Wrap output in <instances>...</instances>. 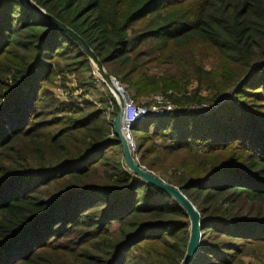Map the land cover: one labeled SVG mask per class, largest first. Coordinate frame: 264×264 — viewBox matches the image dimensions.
Here are the masks:
<instances>
[{"label":"trees","instance_id":"16d2710c","mask_svg":"<svg viewBox=\"0 0 264 264\" xmlns=\"http://www.w3.org/2000/svg\"><path fill=\"white\" fill-rule=\"evenodd\" d=\"M30 1L134 104L171 92L181 112L131 134L140 166L200 214L192 264H264V0ZM68 76L96 83L70 37L0 0V264H180L185 211L126 168L113 97L107 114L105 98L97 108L46 88Z\"/></svg>","mask_w":264,"mask_h":264},{"label":"water","instance_id":"95a60500","mask_svg":"<svg viewBox=\"0 0 264 264\" xmlns=\"http://www.w3.org/2000/svg\"><path fill=\"white\" fill-rule=\"evenodd\" d=\"M25 5L30 7L40 17L51 23L53 26L62 31L65 35L71 38V40L78 46L82 54L88 61L91 69L93 70L96 78L100 80L103 85L108 89L111 96L114 97L118 106V113L113 120V131L115 136L119 139L122 148V154L124 158V164L126 168L136 177L147 184H151L161 191L170 196L177 204L185 211L187 218L189 219V241L183 260L180 264H192L197 256L200 241L202 238L201 217L195 206L184 196V194L176 187L168 185L161 181L156 175L152 174L134 159L133 155L129 151L128 138L126 136V130H132V126L127 127L124 122L125 115V103L128 95L122 88L121 84L114 78L109 76L99 59L87 46V44L70 29L59 23L52 16L45 13L43 10L35 6L30 0H22ZM224 100V99H223Z\"/></svg>","mask_w":264,"mask_h":264},{"label":"rangeland","instance_id":"374dc122","mask_svg":"<svg viewBox=\"0 0 264 264\" xmlns=\"http://www.w3.org/2000/svg\"><path fill=\"white\" fill-rule=\"evenodd\" d=\"M92 74L94 76L93 80L96 82L94 83V87H92L91 89H89L88 91H83V89H79L74 81L73 78H71V76H68L65 81V83L61 82V80H59L58 78H56L55 80H53L52 84L50 85H46V88H48V90L50 92H54L56 88L61 89L60 91L66 95V99L68 97H72V93L73 91L79 90L81 92L80 96H81V101L82 100H87L93 103V105L97 108H99V106L97 105V103H99V100L101 98H105L108 100L107 102V106L108 103L111 102L113 103V101H111V99L109 98L111 95L108 91V89L105 86H101L96 78V75H94L93 70H92ZM101 82V81H100ZM102 83V82H101ZM63 84V85H62ZM103 84V83H102ZM171 94V92H168L167 94H155L152 95L149 98H143L141 100L140 105L134 104L135 106L138 107H145L148 109H152V108H156V107H161L164 105V103H171L170 99H169V95ZM113 97V96H111ZM114 98V97H113ZM80 101V102H81ZM132 101V100H131ZM223 101V100H222ZM173 105V104H172ZM106 106V107H107ZM174 106V105H173ZM176 107V106H175ZM214 106H201L199 107L198 111H207L212 109ZM190 107L186 108L189 109ZM38 111L43 112L42 108L40 107L38 109ZM138 133H134L133 136L138 137ZM154 174V173H153ZM156 175V174H154ZM242 264H256V262L251 258V257H244L242 259Z\"/></svg>","mask_w":264,"mask_h":264},{"label":"built area","instance_id":"2783aa9c","mask_svg":"<svg viewBox=\"0 0 264 264\" xmlns=\"http://www.w3.org/2000/svg\"><path fill=\"white\" fill-rule=\"evenodd\" d=\"M60 90L61 89L56 88L54 93L57 97L65 101L66 95H64ZM80 94L81 92L76 89L72 93V98L77 104H79V102L81 101ZM113 108H114L113 103L109 102L108 107L106 109V113L108 114L109 112L113 111ZM190 108L195 110L199 109V107H190ZM176 112H181V111H178V109L170 103H164V105L161 107L148 109L145 107L135 106L134 103L130 100V98L127 97L125 103L124 122L125 125L129 127V125L133 126L135 123L144 120L147 117H155V116H160L168 113H176ZM126 136L128 138L129 151L133 155L134 159L138 162V159L135 156L136 144L132 137L131 131H129L128 129L126 130Z\"/></svg>","mask_w":264,"mask_h":264}]
</instances>
